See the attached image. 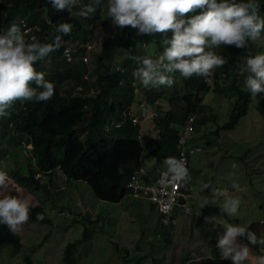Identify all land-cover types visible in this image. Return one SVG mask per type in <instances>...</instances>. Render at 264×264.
Instances as JSON below:
<instances>
[{
	"label": "trees",
	"instance_id": "obj_1",
	"mask_svg": "<svg viewBox=\"0 0 264 264\" xmlns=\"http://www.w3.org/2000/svg\"><path fill=\"white\" fill-rule=\"evenodd\" d=\"M82 2L87 3L88 0ZM261 3L260 14L264 16V0ZM9 4L12 6L9 7ZM75 7L72 12H55L47 0H3L0 3V15L9 13L3 27H0L2 33L10 23L20 24L21 27L24 23L36 28H33L32 34L39 41L51 42L56 25L65 21L73 24L68 35L61 34V47L49 53L44 60L36 62L37 70L45 73V79L54 81L53 97L49 101H16L10 109H6L11 114L0 117V161L9 154L17 159L25 155L29 163L18 164L17 169L11 170L8 175L28 192L35 194L41 189L46 191V186L40 183L37 175H48L50 178L60 172L70 180L86 183L94 197L101 201L119 203L129 194L125 183L132 172L139 168L143 150L137 139L140 126H133L128 115L135 101V89L143 94L145 107L149 109H153L164 96L176 103L174 112H163L158 106L155 107L159 138L152 155L164 158L176 157L177 133L189 116L196 115L194 133L198 126L215 123L217 119L210 108L200 105L196 98L192 100L190 95L182 96L180 91L184 88L190 94L203 96L212 87L214 94L234 99L222 130H233L247 114L252 97L238 83L246 78L239 65L246 57L254 55L248 47L222 44L220 55L227 58V63L215 68L207 82L204 77L196 75L184 79L176 72L173 75L178 76L181 84L170 92H162L160 87H144L132 75L137 65L129 59L130 56L143 57L144 45L151 42L161 53L165 47L161 33L137 35L129 26L121 29L113 25L115 34L106 36L98 52L88 53L84 45L93 43L98 36L94 27H103L106 31L111 19L107 17L104 6L98 8L91 18L77 16L75 12L79 5ZM198 11L184 15L190 16ZM24 35L31 42L29 35ZM66 48L72 51L70 56L73 60L70 63L63 55ZM259 52H264V47ZM83 58H88V63L92 58V70L83 63ZM210 77L215 81L212 85ZM76 87L84 88V92L75 94ZM86 89L94 93L86 94ZM116 123L121 124L119 128L114 126ZM172 123L177 127L172 128ZM107 127L111 129L107 131ZM218 133L219 128L214 131L216 137ZM213 141L207 140V145ZM22 166L24 171L20 169ZM150 209H153L151 205ZM35 213L42 214L41 205L29 208V217L32 215L33 218ZM98 221L96 216L88 222V227L87 224L84 226L82 241L91 237L92 225ZM4 245L11 247V256L17 255L22 247L20 238L6 225L0 224V251ZM76 245L74 242L66 246L61 264H80L74 257ZM23 264H32L30 257H26ZM179 264H185V260ZM201 264L211 263L205 259Z\"/></svg>",
	"mask_w": 264,
	"mask_h": 264
},
{
	"label": "clouds",
	"instance_id": "obj_2",
	"mask_svg": "<svg viewBox=\"0 0 264 264\" xmlns=\"http://www.w3.org/2000/svg\"><path fill=\"white\" fill-rule=\"evenodd\" d=\"M47 2L55 12H72L74 7L79 5L75 14L83 18H91L98 8L104 6L106 8V15L111 19L114 26L121 29L129 26L135 30L137 35L161 33L164 36L162 43L165 45L161 53L158 52L157 47L153 46L155 43L151 42L144 45L143 57L130 56L129 59L135 61L137 65L132 75L144 87H160L162 92H170L171 89L175 88L172 86L175 82L174 80L179 79L178 76L173 75L176 72H179L180 76L184 79L196 75L204 77L207 82L208 76H210V73L215 68L227 63V58L220 55V46L222 44L246 48L251 41L258 39L264 33V16L260 14L262 9L261 0H88L87 3H83L82 0H47ZM0 3H3V0H0ZM8 6L11 7L12 5L9 4ZM197 9L199 11L196 14L190 16L184 15ZM8 14L5 13L4 16L0 15V27H3L2 24L5 22ZM22 27L20 24L10 23L4 33H2V30L0 31V117H8L11 113L10 111H6V109H10L16 101H49L53 97L55 90L54 81L45 79V73L37 70L36 62L44 60L49 56V53H53L61 47V34L68 35L73 29V24L65 21L56 25L53 30L55 34L51 36V42L39 41L32 34L34 29H36L34 26L28 27L23 23ZM169 30L171 32L170 36L168 35ZM24 34L29 35L31 42L25 39ZM150 44L157 51L153 55H147L145 51ZM88 46H90V49L87 48ZM84 47L88 53L95 51L91 42L86 43ZM71 53L72 51L69 48H66L63 52L69 63L73 60L72 56H70ZM82 61L84 64H88V58H83ZM239 67L246 74L245 85L250 96L256 99V94L260 93L264 97V52H258L255 55L246 57ZM222 79L220 80V84ZM179 82L181 84V81ZM209 82L212 85L215 81L210 77ZM212 90L211 87L208 92H212ZM184 91L187 90L184 88ZM83 92L84 88L82 87H76L74 90L75 94H82ZM138 92L135 89V96ZM85 93L91 95L94 92L93 90L86 89ZM181 95H190L192 100L196 98L198 103L200 102V105H205L202 103L204 95L197 96L190 94L189 91L187 93L184 92V94L181 93ZM162 99L169 103H174L176 106V103L168 101L166 96ZM232 100L234 101V99ZM141 103L145 106L144 100ZM158 105L159 102L156 103L155 107ZM155 107L147 113V118L152 119L154 123L156 120ZM132 112L129 110L128 115L133 126H140L137 139L140 141L143 150L138 162L139 168L132 172L125 183L126 189L129 190V194L127 195L135 199H145L153 207L151 210L155 211L158 215L155 234L149 238L151 241L149 245L151 253L148 257L147 255L141 256L136 264H140V262L141 264H179L182 260H185V264H201L205 259H208L211 264H231V262L232 264H264V255H262L264 254V217L255 223L251 222L244 226L238 223L225 224L224 231L216 240L215 247L219 252L220 259H230L231 262L227 260L215 262L213 261L215 260L213 256L212 258H208V255H211L208 243H206V248L201 251L199 246L202 242L194 243L193 246L184 241H180L177 244L171 242L170 236L173 237L175 234L177 214L190 215L192 213V210L185 201L191 195L189 184V190L185 192V198H178L176 203L172 204V207L166 212L159 211L157 205L149 199V195L143 194L142 189L155 185L161 172H172L174 174L173 180L178 183L185 176L188 177L189 155L194 151H199V148L189 146L191 143L190 136L194 133L196 115L189 116L184 126L177 133L176 157L164 158L152 155L156 146L155 142L159 136L155 138L146 137L147 133L142 129L140 117L134 115ZM120 125V123L114 124L116 128H119ZM188 126H191L192 130L185 134ZM171 127L175 128L177 125L172 123ZM156 128L158 127L156 126ZM110 129L111 127H107V131ZM181 136L185 137L184 143L180 142ZM143 137L150 138L149 142L154 145L149 153L154 161L152 166L155 165V160L157 162L164 160L166 162L165 168L154 167L150 169L148 166V168H145V165L141 163L144 152ZM28 147L30 148V146ZM181 155L185 157L187 166L179 162ZM6 158L11 159V161H7V159L6 162L15 163V158L12 155L9 154L4 159ZM4 159L0 161V167L3 166ZM147 169L150 170L147 171ZM140 170H143V173L138 175V184L141 189L136 192L129 186V183L131 177L136 175ZM57 174L58 176L54 173L53 176L48 178L49 184L41 181V178L47 177V175L36 176L40 183L46 186V191L41 189L32 194L23 187H20L13 180L14 187L16 188L15 191L17 192L21 189L33 196L42 192L43 195H40V197L43 202L45 197L50 195L49 191L52 190L53 180L68 179L60 172H57ZM7 180L8 173L0 170V188L7 187ZM207 187H211L213 194L217 197L224 195L222 188L215 187L210 182L203 184V188ZM232 188H239L237 181L234 180L232 182ZM63 191H65V187L63 186L57 189V192ZM27 193L26 195H28ZM32 201V205L29 206L27 200L19 198L17 194L11 191L5 196H0V224L6 225L9 231L18 236L15 232L19 231L21 225L25 222L50 223V220L44 213L43 207L42 214L35 213L33 218L32 215L29 217V208L33 209L38 205L42 206L33 197ZM204 203H207V201L202 202L201 206ZM239 205L240 200L238 198L228 196L222 204V209L229 216H235ZM61 214L65 216L66 212L61 211ZM81 217L83 218L80 220ZM211 219L213 217H205L206 221ZM78 221L84 226L86 224L88 226V222L92 221V216L90 214L77 216L74 222ZM154 237L158 239L163 238V242L155 246L153 243ZM182 244H185V247L178 253H174L173 256V248ZM116 247L117 250H124L122 247ZM135 248L137 251L141 250L139 245ZM125 254L128 256V251H125ZM254 254H258L259 256L255 257ZM168 261L169 263H166Z\"/></svg>",
	"mask_w": 264,
	"mask_h": 264
},
{
	"label": "rangeland",
	"instance_id": "obj_3",
	"mask_svg": "<svg viewBox=\"0 0 264 264\" xmlns=\"http://www.w3.org/2000/svg\"><path fill=\"white\" fill-rule=\"evenodd\" d=\"M107 28L109 29L105 31L106 28L94 27V31L98 33L92 43L95 52L99 51V45L107 35L115 34L112 22ZM169 33L171 34L170 30ZM153 46L151 44L147 46L145 50L147 55L157 52ZM248 47L254 55L257 54L260 48L264 47V33L258 39L251 41ZM91 60L88 63L89 70L94 68V63ZM174 81L172 86L176 87L180 84L178 80ZM238 85L247 90L245 79ZM180 92L187 93L183 90ZM143 100H145L143 94L138 92L131 111L140 117L142 129L147 133L146 137H158L159 130L154 121L147 118V113L151 109L141 103ZM158 102V106L163 112L176 110L174 103H169L164 99H160ZM232 102L233 100L230 98L216 95L211 91L203 96L202 103L211 109V114L217 119L215 123L198 126L196 132L190 136L189 146L199 148V151H194L189 155L188 184L191 188V195L185 201L192 213L190 215L177 214L175 234L173 237L170 236L171 242L175 244L184 241L193 246L194 243L202 242L199 246L201 251L206 248V243H208L211 254L208 255V258L213 256L215 262L224 260L231 262L230 259H220L219 252L215 247L216 240L222 235L225 224L238 223L244 226L251 222L255 223L264 217V97L257 93L256 99L252 97L247 114L240 119L237 126L233 130H222L221 127L228 120ZM217 128H219V133L216 137L214 131ZM150 138L143 137L142 141L144 152L141 163L145 165V168H148L147 166L153 161L149 154L154 147L149 142ZM209 139H214V141L207 145ZM7 159H4V164L0 167V170L7 173L17 169L18 164L21 166L25 162L29 163L25 155L16 158L14 164L6 162ZM7 161H11V159ZM165 163L164 160L159 162L155 160V165L150 169L165 168ZM20 169L23 170V166ZM56 176H58L57 173ZM48 178V175L44 176L41 181L49 184ZM234 180L239 184L238 189L232 188ZM205 182L222 188L224 195L217 197L213 194L211 187L203 188ZM61 186L65 187V191L57 192ZM15 190L13 179L8 175L7 187L0 188V196H5L11 191L19 198L27 200L29 206L33 203V197L37 203L42 204L50 223L25 222L21 225L19 231L15 232L20 237L22 245L20 252L11 256V247L9 245L2 246L0 264H23L26 257H30L32 264H61L65 246L74 242L77 243L74 257L80 264H136L141 256L147 255L148 257L151 253L149 238L155 234L158 215L150 209V204L145 199H135L127 195L119 203L101 201L94 197L84 182L70 179L53 180L52 190L49 191L50 195L45 194L48 196L43 202L40 197L43 195L42 192L33 196L27 192L28 195H26L25 191L21 189L17 192ZM228 196L240 200L235 216H229L222 209V204ZM204 201L207 203L201 206ZM61 211H65L66 215H62ZM84 214H90L92 220L98 216L99 221L92 225L91 237L81 241L84 225L80 221L74 222V220L77 216ZM209 216L213 219L206 221L205 217ZM88 218L90 219L89 216ZM161 242H163V238L154 237L155 246ZM138 245L141 247L139 251L135 248ZM116 246L122 247L124 250H117ZM184 247L185 244L174 247L173 256ZM125 251H128V256ZM254 256L259 255L254 254ZM175 263L177 262L175 261Z\"/></svg>",
	"mask_w": 264,
	"mask_h": 264
},
{
	"label": "built area",
	"instance_id": "obj_4",
	"mask_svg": "<svg viewBox=\"0 0 264 264\" xmlns=\"http://www.w3.org/2000/svg\"><path fill=\"white\" fill-rule=\"evenodd\" d=\"M90 49V46L87 47ZM69 56V54H67ZM192 130L191 126H188L185 130V134ZM180 142H185V137L181 136ZM179 162L184 163L187 166V161L183 155H181ZM143 170H140L136 175L131 177L129 186L138 191L141 189L138 184V175H141ZM173 173L161 172L155 185H150L143 188V194L149 195L151 202L157 205V208L161 212H166L172 207V204L176 203L178 198H185V192L189 190L188 177L185 176L179 183L173 180Z\"/></svg>",
	"mask_w": 264,
	"mask_h": 264
},
{
	"label": "crops",
	"instance_id": "obj_5",
	"mask_svg": "<svg viewBox=\"0 0 264 264\" xmlns=\"http://www.w3.org/2000/svg\"><path fill=\"white\" fill-rule=\"evenodd\" d=\"M153 163H154V161H152L148 167H151V166L153 165ZM165 165H166V164H165ZM149 170H150V169H147V171H149Z\"/></svg>",
	"mask_w": 264,
	"mask_h": 264
}]
</instances>
